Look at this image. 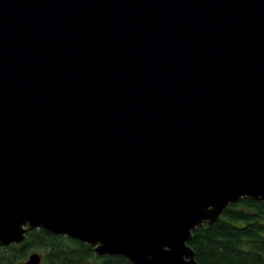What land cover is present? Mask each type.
Instances as JSON below:
<instances>
[{"label":"water","instance_id":"1","mask_svg":"<svg viewBox=\"0 0 264 264\" xmlns=\"http://www.w3.org/2000/svg\"><path fill=\"white\" fill-rule=\"evenodd\" d=\"M241 198L264 202V0H0V247L200 264L192 231Z\"/></svg>","mask_w":264,"mask_h":264},{"label":"trees","instance_id":"2","mask_svg":"<svg viewBox=\"0 0 264 264\" xmlns=\"http://www.w3.org/2000/svg\"><path fill=\"white\" fill-rule=\"evenodd\" d=\"M188 244L200 264H264V202L229 203L211 225L192 231ZM36 251L40 264H132L121 255H97L86 243L35 228L24 241L0 247V264H17Z\"/></svg>","mask_w":264,"mask_h":264}]
</instances>
